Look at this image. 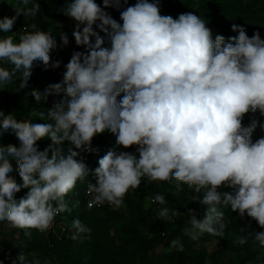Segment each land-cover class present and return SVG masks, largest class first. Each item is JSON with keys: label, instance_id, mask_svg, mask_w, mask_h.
Returning a JSON list of instances; mask_svg holds the SVG:
<instances>
[{"label": "clouds", "instance_id": "9594fccd", "mask_svg": "<svg viewBox=\"0 0 264 264\" xmlns=\"http://www.w3.org/2000/svg\"><path fill=\"white\" fill-rule=\"evenodd\" d=\"M30 2L19 0L15 15L0 17V31L11 33L19 16H34L40 6L29 8ZM102 4L72 0L63 9L76 22L72 33L76 45L85 46L86 52L73 53L62 82L50 84L43 93L31 92L37 102L63 93L46 115L38 113L41 120L54 123L18 120L0 110V137L11 133L19 141L18 146L0 144V222L24 230L29 239L32 230L46 233L57 215L72 211L65 197L89 175L86 164L77 158L94 151L96 135L110 132L117 145L135 146L136 151L109 150L98 160L92 172L95 183L87 185L89 209L105 203L121 208L125 195L145 178L176 181L177 186L192 189L191 200L205 207L202 219L188 209L190 228L185 234L193 241L205 233L225 235L224 208L241 218L250 217L264 229V137L251 139L259 123L256 119L243 124L249 113L264 116L260 33L249 37L244 27L234 24L237 36L226 40L218 34L213 39L205 21L191 12L175 19L161 15L159 0H137L120 12L121 24L105 11L119 10L121 0H102ZM14 34L0 37V86L18 79L19 90L28 86L34 62H42L46 69L58 68L60 62L50 63V53L57 47L50 32L34 27L20 34L18 42ZM105 36L110 47L103 46ZM60 38L68 45L66 34ZM46 137L51 144L41 151L37 142ZM65 141L71 145L66 153ZM14 171L22 183L10 175ZM222 187L232 191L218 190ZM22 189L26 194L17 199ZM156 202L164 205L165 196L156 194ZM78 205L77 200L72 207ZM169 212L163 207L158 217L173 220L180 215ZM72 227L76 232L71 239L90 236L91 228L79 219ZM249 236L264 248V231L238 236L235 242L244 245ZM25 247L20 245L11 264H42ZM183 248L177 238L169 251Z\"/></svg>", "mask_w": 264, "mask_h": 264}, {"label": "trees", "instance_id": "16d2710c", "mask_svg": "<svg viewBox=\"0 0 264 264\" xmlns=\"http://www.w3.org/2000/svg\"><path fill=\"white\" fill-rule=\"evenodd\" d=\"M254 1L258 5L264 0ZM70 2L72 0H31L28 7L31 8L32 4L38 3L40 6L39 12L44 14L47 23L37 24L26 21V16L21 15L17 18L11 33H2L0 37L15 33L14 36L16 42H18L20 27L27 24L30 25V31H33L35 27L41 31L50 32L56 40L57 47L50 53V63H54L60 53L70 59L74 52H84L85 50V46L76 45L77 50L72 51L68 45L62 44L60 38L59 28H61V25L57 23V20L65 16L63 9ZM95 2L103 7L102 0H95ZM175 2L170 1L164 4L165 6L159 5L160 14L175 19L178 18L179 14L191 12L205 21L206 27L212 32L213 39L218 34L223 35L226 40L228 37L237 36L238 33L232 31V25L234 24L244 27L249 37L255 32L260 33L263 31L260 25L263 24L264 15L256 13L249 17L247 11L239 3H220L215 0ZM123 10L112 7L105 9L113 19L121 24L123 22L120 19V12ZM13 15H15V9L10 8L7 16L12 17ZM65 32L69 41L75 43L72 33ZM100 35L104 36V33H100ZM104 38L105 43L110 47L108 38L106 36ZM261 39H264L263 36H261ZM59 46L62 47L63 52L57 51ZM51 80H53L51 67L46 69L42 62H34L32 75L26 88L18 90L20 83L18 79L13 84L0 86V110L1 106L5 105L7 108L5 114L12 113L18 120H31L34 123H54L53 121L41 120L38 116L39 112H44L46 115L48 110L52 108L48 99L37 102L31 95L32 90L43 93L44 84ZM58 82L60 83L62 80ZM26 93L30 95V102L24 105L20 98ZM122 96L123 93L117 99H121ZM63 98L62 93L61 99ZM252 119L259 122L251 137L252 141L255 142L257 139L264 137V128L260 126L264 125V116H261L259 112L249 113L243 119L244 126H248ZM9 143L19 145V141L14 134L5 133L0 137V144L7 145ZM37 144L39 150L42 151L51 144V140L46 137L38 141ZM69 146H71L69 141H65L62 145L65 153ZM92 149L94 151L90 153L82 152L81 156L77 158L82 159L86 164L89 175L84 181H78L75 189L65 197L72 211L57 215L54 218V227L46 233L32 230L31 239L25 237L24 230L10 226L11 233L17 235V238L14 241L4 243L0 241V248L2 246L7 247L0 251V262L2 264H11V261L21 251V244L26 245L25 252L35 253L41 259L42 264L44 261H49L50 264H211L210 262L220 264L221 249L210 250L207 247H200L197 243L201 237L193 241L190 236L185 234V229L189 226L188 209H194L198 219L203 218L205 211L204 206L191 200L192 189L186 184L177 186L176 181L170 183L149 182L145 178L138 189L129 190L124 197L121 208L115 209L109 205H104L89 209L86 189L88 183L95 180L92 172L99 166L98 160L109 150L134 153L136 151L135 146L124 149L122 146L117 145L116 136L110 132L96 135L92 141ZM12 163L15 169V161H12ZM10 175L18 183H22L17 172L14 171ZM218 190L231 192L228 187H222ZM26 191V189H22L16 198L19 199L24 196ZM156 194L165 196L164 205H160L158 202L153 203L152 199ZM77 200L79 205L72 207ZM163 207L170 210L169 215L172 211H179L180 215L173 220H161L158 217V212ZM222 210L225 212V235L223 237L208 235L211 242L226 240L229 232L246 236L249 233L264 231L255 220H250L248 224H245L236 218L230 208ZM75 219H79L84 225L91 228L90 236L80 234V238L71 239L76 232L72 227V222ZM4 223L0 222V226ZM241 228L244 231H241ZM177 238L184 245L183 251L176 249L169 251L171 241ZM248 240L251 249L247 251L246 256L251 257L252 250H256L259 254L264 249L254 244L252 236H249ZM28 258L32 259V256Z\"/></svg>", "mask_w": 264, "mask_h": 264}, {"label": "rangeland", "instance_id": "374dc122", "mask_svg": "<svg viewBox=\"0 0 264 264\" xmlns=\"http://www.w3.org/2000/svg\"><path fill=\"white\" fill-rule=\"evenodd\" d=\"M173 1L175 3H180V2H186L189 0H159V5L160 6H165L164 4ZM192 1V0H190ZM197 1V0H193ZM216 2L220 3H239L248 13V16L251 17L256 13H261L264 15V1L261 2V4L256 5L254 0H215ZM137 2V0H127V4L121 0V6L119 9H126V7L134 5ZM149 2H154V0H149ZM18 5V0H0V17L7 16L10 8H13ZM5 8V11H4ZM26 21H31L34 23H47V19L44 16L43 13H40L39 11L36 12L34 16H26L25 17ZM263 24L260 25L263 28V31L260 32V35L263 36L264 38V17H263ZM57 23L61 25V28H59V32L62 33L63 31H69L73 33L75 30V24L76 22L68 17V16H63L57 20ZM32 26L34 25L33 23L31 24ZM30 27V25H29ZM94 31H98L96 26H93ZM3 32L0 31V36ZM92 41L94 42V37L91 38ZM104 47H109L106 43L103 45ZM65 50V49H64ZM58 52H63L62 47L57 48ZM69 51V49H67ZM84 52H86V47ZM20 101L24 103V105L28 104L30 102V95L29 93L24 94L21 98ZM1 110L6 113L7 108L5 105L1 106ZM75 189V188H74ZM73 189V190H74ZM231 191L232 189L229 188ZM18 193L16 194V196ZM236 216L237 219H239L241 222L248 224L250 220H252L250 217H247L245 215L244 218H241L238 213L233 212ZM187 228H190V224ZM209 234H203L201 235V239L198 241L197 245L200 247H207L210 250H215V249H221L222 251V256L220 258V264H264V249L258 254L256 250L251 251V257L246 256L245 254L247 253L248 250L251 249V244L250 241L248 240L246 244L240 245L236 243V237L242 236L238 233L235 232H229L227 234L226 240L224 241H216V242H211L209 240ZM17 238V235H13L10 231V225H8L6 222L0 226V241L4 242H9V241H14ZM6 246H2L0 248V251L4 249ZM7 248V247H6ZM213 264L212 262H210Z\"/></svg>", "mask_w": 264, "mask_h": 264}, {"label": "built area", "instance_id": "2783aa9c", "mask_svg": "<svg viewBox=\"0 0 264 264\" xmlns=\"http://www.w3.org/2000/svg\"><path fill=\"white\" fill-rule=\"evenodd\" d=\"M25 30L30 31V27L27 24H24L20 27V34H22ZM62 33L66 34L67 33L65 31H63ZM68 37V36H67ZM69 40V39H68ZM68 47L72 50V51H76L77 47L76 44L74 42H70L68 43ZM69 58L67 56H65L64 54H59L58 58L54 61H59L60 62V66L58 68H51L52 69V77L53 80H51L48 83H45L43 86V92L44 90L50 85V84H54V83H59L58 81L63 80V74L66 71V67L65 65L69 62ZM57 81V82H55ZM61 100V95L57 96V95H52L48 97V101L50 103V106L53 108L55 103L59 102ZM90 153V152H88ZM95 183V180L92 182ZM86 196H87V202L91 199V197L87 194V189H86ZM153 200V199H152ZM104 205H108L107 203L103 204ZM110 206V205H109ZM95 207V206H94ZM112 207V206H111ZM174 219V218H173ZM54 227V221L52 224V227L49 229L51 230Z\"/></svg>", "mask_w": 264, "mask_h": 264}]
</instances>
